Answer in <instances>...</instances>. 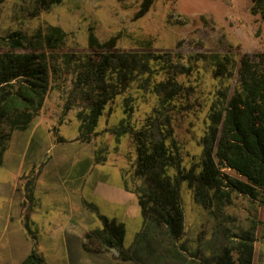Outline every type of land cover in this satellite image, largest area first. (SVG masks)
I'll list each match as a JSON object with an SVG mask.
<instances>
[{
	"label": "rangeland",
	"instance_id": "rangeland-1",
	"mask_svg": "<svg viewBox=\"0 0 264 264\" xmlns=\"http://www.w3.org/2000/svg\"><path fill=\"white\" fill-rule=\"evenodd\" d=\"M141 2L62 0L36 15H31L35 7L32 0L0 3V37L15 30L32 34L38 26L58 25L66 33L58 53H76L84 59L93 51L87 44L91 25L100 41L118 34V50L168 53L165 62L149 60V70L137 73L129 86L106 105L94 131L87 136L78 116L79 111H87V101L70 94L74 71L61 73L29 127L18 130L16 135L27 137L23 142L26 141L24 163L31 164L33 152L38 156L34 167L25 170L19 180L13 172L0 168V183L17 189L13 193L16 205L26 204L20 191L23 193L29 186L31 189L34 172L40 170L52 177L57 157L59 162L68 163L59 179H43V185L52 190L34 194V201L41 202L50 218L61 217L62 212L65 218V212L74 210L77 216L66 224V236L61 233L59 238L54 237L61 228L57 221L36 225L35 232L36 227L31 224H0V236L18 227L30 245L33 240L26 228L34 232L35 246L48 264H133L119 259L114 249L100 247L95 252L82 246L84 234L101 225L97 213L124 223V247L133 243L143 226L136 194L131 190L143 186L144 179L133 172L136 155L131 132L116 135L121 120L125 118L123 122L128 121L134 129L141 128L153 109L163 104V114L171 118L180 166H198L200 139L207 131L210 106L217 99L218 90L227 89L229 96L235 84L234 79L213 77L212 64L200 53L227 54L238 64L242 54L255 58L264 51V21L250 11L252 0H155L142 16L134 18ZM6 48L0 40V50ZM170 75L175 81L169 86L173 87L171 98L159 86ZM125 107H131L128 113ZM35 143L40 144L36 151ZM225 171L236 176L229 169ZM168 173L174 174L175 170L170 168ZM27 180L31 182L28 184ZM179 193L184 213L182 236L174 248L165 229L150 224L149 254L140 264H204L229 243L232 233L249 228L252 220L258 222L253 264H264V203L233 192L229 203L203 207L186 181L180 183ZM10 199L7 192L0 193V210ZM85 203L93 204L97 212ZM96 246L93 243L92 248Z\"/></svg>",
	"mask_w": 264,
	"mask_h": 264
},
{
	"label": "trees",
	"instance_id": "trees-1",
	"mask_svg": "<svg viewBox=\"0 0 264 264\" xmlns=\"http://www.w3.org/2000/svg\"><path fill=\"white\" fill-rule=\"evenodd\" d=\"M61 1L32 0L35 7L31 15ZM154 1L142 0L134 18L142 16ZM250 11L264 21V0H252ZM65 34L60 26L47 24L38 26L32 34L15 30L0 37L7 46L0 50V165L9 133L29 127L48 89L61 73L74 71L70 94L87 101V111L78 113L87 136L94 131L106 105L129 86L137 73L149 70V60H167L168 53L118 50V34L100 41L91 25L87 35V44L93 49L91 54L84 59L76 53L61 54L58 50ZM200 56L212 64L213 77L234 79L235 84L229 96L227 89L218 90V97L210 106L207 131L200 139L199 165L188 169L180 166L171 118L163 114V104L153 109L141 128H132L123 118L116 135L129 131L132 134L136 155L133 172L144 179V185L131 191L136 194L143 226L136 232L133 243L124 247V223L97 213L101 225L84 234L82 246L86 250L114 249L119 259L140 264L149 254L150 224L163 227L169 244L175 248L184 228L179 193L182 181L192 187L195 200L203 207L229 203L233 192L264 203V51L255 58L244 53L238 64L227 54L213 52ZM172 85H175L172 75L159 82L169 98L174 94L173 87H169ZM130 109L125 107V112ZM170 168L175 170L174 174L168 173ZM227 169L236 176L227 173ZM85 204L97 212L93 204ZM257 225L252 220L249 228L232 233L229 243L204 264H253ZM93 243L97 245L94 248ZM35 244L34 241L19 264H48Z\"/></svg>",
	"mask_w": 264,
	"mask_h": 264
},
{
	"label": "crops",
	"instance_id": "crops-1",
	"mask_svg": "<svg viewBox=\"0 0 264 264\" xmlns=\"http://www.w3.org/2000/svg\"><path fill=\"white\" fill-rule=\"evenodd\" d=\"M26 130V129H25ZM18 130H13L10 132L9 140H8V146L3 154V162L0 165V168H4L9 172L14 173V178L16 180H19L20 177H24V174H22L25 170H27L29 167H34L35 165V158H37L36 152H33V154L30 155L29 161H31V164L24 163V159L26 158V153L23 151V147H25L24 140H27V137L25 136H19L16 135ZM39 143H35L34 151L39 147ZM92 156V155H90ZM60 157H57L56 162L54 163L55 167V174L51 176L43 175V173L38 170L37 172H34V179H33V185L30 188L26 189L23 193L20 191V197L24 199L26 204L23 205H16L14 203V192L17 190L15 188H9L3 183H0V193H8V196L11 197L9 203L6 205V207L1 208L0 210V224L3 225H10L12 223H22V224H31L35 225L36 229L33 230L34 232L38 229L36 225L38 224H47L50 225L52 221H57L58 226L61 225V228L57 229L54 234L57 232V236H54L56 238L60 237V234H65L66 236V224L70 223L72 217L77 216L74 214V210L71 209V211L65 212V218H63V212L61 217H58L57 215H52V218L48 215L47 211L42 209L41 202L34 201L36 197L34 194L38 195L41 193H46L50 189L48 186L43 185L42 181L51 180V179H59V177L63 176L65 173V170L67 168L66 162H59L58 160ZM32 170V169H30ZM126 192V191H125ZM29 195V198L27 196ZM24 203V202H23ZM25 205V206H24ZM75 213H78L76 210ZM81 215V214H80ZM70 220V221H69ZM7 226V228H8ZM26 228V227H25ZM18 227L11 229L7 234L0 236V244L1 250H0V264L4 262V264H19L21 259L28 253L31 246L29 244V241H27V236L24 233H20L18 231ZM8 231V230H7ZM27 234L31 237L33 242H36V238L34 236V232L26 228ZM32 242V243H33Z\"/></svg>",
	"mask_w": 264,
	"mask_h": 264
}]
</instances>
